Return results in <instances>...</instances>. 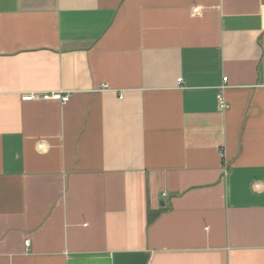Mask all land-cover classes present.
<instances>
[{
    "label": "crops",
    "instance_id": "0c3cea01",
    "mask_svg": "<svg viewBox=\"0 0 264 264\" xmlns=\"http://www.w3.org/2000/svg\"><path fill=\"white\" fill-rule=\"evenodd\" d=\"M0 264H264V0H0Z\"/></svg>",
    "mask_w": 264,
    "mask_h": 264
},
{
    "label": "built area",
    "instance_id": "2783aa9c",
    "mask_svg": "<svg viewBox=\"0 0 264 264\" xmlns=\"http://www.w3.org/2000/svg\"><path fill=\"white\" fill-rule=\"evenodd\" d=\"M224 82H227L226 78H223ZM178 81L181 83V79H178ZM224 88V87H222ZM42 98H48V99H52L54 101L58 100L61 103H66L69 101V94H64V93H56V94H52L51 96H42ZM218 107L222 110H226V108L228 107L227 104L225 103V100L223 99L222 96L218 97Z\"/></svg>",
    "mask_w": 264,
    "mask_h": 264
}]
</instances>
